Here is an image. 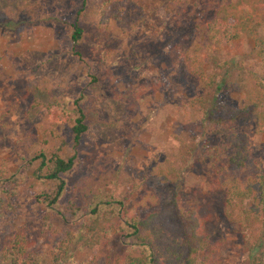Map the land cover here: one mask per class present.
<instances>
[{
  "label": "rangeland",
  "instance_id": "1",
  "mask_svg": "<svg viewBox=\"0 0 264 264\" xmlns=\"http://www.w3.org/2000/svg\"><path fill=\"white\" fill-rule=\"evenodd\" d=\"M102 1L0 0V163L3 176L15 180L12 209L0 215V242L20 226L44 258L56 239L41 233L44 208L36 198L50 195L56 182L36 179L34 172L45 174L51 163L37 170L39 159L30 158L40 152L46 159L73 153L71 123L59 117L70 115L73 100L80 98L86 130L65 176L61 203H79L81 181L93 179L141 215L156 210L162 198L157 170L176 158L181 140L191 138L179 120L180 105L203 94L183 63L172 64L171 51L200 44L195 17L209 16L206 4L214 0H132L121 23L99 21ZM258 13L256 37L262 43L242 35L197 48L206 71L224 62L235 70L233 78L239 76L238 85L220 94L227 106L244 104L245 84L264 82V5ZM73 23L81 30L76 43L70 40ZM136 89H143L139 96ZM200 120L193 113L191 122ZM229 131L246 135L264 172V132H257L250 118L207 129L202 140L215 144ZM210 172L205 159L181 174L180 203L205 219L211 264H245L242 236L223 215L221 193L206 188ZM79 222L53 220L71 229ZM123 248L119 236L112 235L109 248L75 251L70 264H111Z\"/></svg>",
  "mask_w": 264,
  "mask_h": 264
},
{
  "label": "trees",
  "instance_id": "2",
  "mask_svg": "<svg viewBox=\"0 0 264 264\" xmlns=\"http://www.w3.org/2000/svg\"><path fill=\"white\" fill-rule=\"evenodd\" d=\"M131 2L103 0L99 21L110 19L121 23ZM263 5L264 0L210 1L206 7L212 9L211 14L195 17L200 44L192 48L178 45L175 51H171L172 64L183 63L188 73L197 79L203 94L180 105L179 120L183 128L191 132V138L181 140L176 158L164 161L157 170V182L163 195L156 210L138 215L133 207L125 204L124 199L104 192L93 179L81 181L79 203H61L67 184L65 176L76 163L75 148L86 130L80 98H76L70 115H59L63 121L71 123L73 153L65 158L53 153L46 159L45 153L40 152L30 158L39 159L37 170H41L45 163H51L45 174L34 172L33 175L40 181L56 182L50 195L36 198L44 208L40 219L41 233L56 241L48 257L44 258L32 249V241L18 226L0 242V264H70L75 251L109 248L112 235L119 236L124 248L122 254L112 258L111 264H211L213 248L205 229V219L194 208L182 207L177 188L181 174L205 159L209 161L211 171L206 188L221 193L223 215L242 236L245 264H264V172L251 154L250 142L245 134L235 131L224 133L215 144L202 140L207 129L229 125L241 118H250L256 131L264 132V82L256 80L245 84L244 104L238 108L227 106L219 100L220 94L231 85H238L239 76L233 78L235 70L232 72L231 66L224 62L217 66V70L206 71L197 53L199 45L229 43L242 35L262 43L256 32L261 23L258 9ZM80 32L73 23L72 43L78 41ZM91 79L96 81L95 77ZM143 89H136V95L139 96ZM50 106L47 105L48 108ZM193 113L201 116L199 124L191 122ZM1 167L2 163L0 215L12 209L10 198L15 181L13 177H4ZM7 182L12 185L10 190L5 187ZM54 219L63 223L80 222L77 228L71 229L65 224L58 227L53 223Z\"/></svg>",
  "mask_w": 264,
  "mask_h": 264
}]
</instances>
